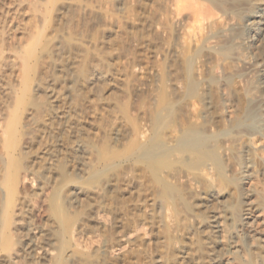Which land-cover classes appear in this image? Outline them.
<instances>
[{"label": "bare ground", "instance_id": "bare-ground-1", "mask_svg": "<svg viewBox=\"0 0 264 264\" xmlns=\"http://www.w3.org/2000/svg\"><path fill=\"white\" fill-rule=\"evenodd\" d=\"M70 1L66 0L61 3L71 9L73 4ZM129 1L137 3L146 10V15L144 13L142 16L145 29L147 27L148 31H154L157 37L160 35L165 42V44L161 42L162 45L155 49H158L159 52L172 50L171 61L165 64L168 65L165 74H161V71L156 68L159 65L155 66L152 63H148V65L146 62L145 66L138 68L135 64L132 66L133 74L135 71L143 74L142 78H139L141 75L139 76L135 72L141 80L136 81L137 83L134 82L135 84L132 83L135 85V92L142 94L137 96L140 99L135 106L134 113H129L125 103L113 100L112 103L110 102L111 104L107 102L111 108L108 107L105 112H103V106L98 105L103 109L100 112L98 110L100 107L91 106V108L93 107L91 113L88 115L82 113L86 114L83 120L88 123L90 128H86V125L85 128L79 125V122L82 123L78 117L83 108L81 103L97 104L105 99L102 96L104 95L103 89L101 95L100 86L102 85L103 88V85L113 84V81L110 82V70H113V66L116 64H112L110 69V64L97 48L96 43H99L97 41L99 36L96 34L100 30H96L98 31L95 34L96 37H89L86 41L92 48V54L89 53V55H92L94 61L90 63L88 58V63L85 64L82 59L75 58L74 53L73 57L71 56L76 44L70 37H67L69 35L65 36V32L60 33L58 39L55 37L54 39L57 40H53L51 47L42 53L46 54L48 58H51V54L55 53L58 62L54 64V67H60L59 73L56 74L57 69L54 73L43 71V76L45 73L47 74L41 78L47 81L46 85L44 84L47 107L44 109L41 105L40 108L44 109L46 114L51 113V115H53L54 109L59 110L61 115L60 124L58 123V127H56L62 129V133L61 130L59 131L62 137H58L51 144V139H47V134L50 135L54 132L50 133L49 130L46 133L45 125L41 128L37 125V134L39 131L40 140L37 137L39 141H36L35 151L34 148L32 149V144L37 135L36 125L34 132L31 129L32 132L27 133L26 131L22 134L23 130L20 133L18 129L24 112L27 114H25L27 121L22 119V123L26 122L31 126L36 124L35 109H27V106L31 98L30 95L36 94L43 86V81L37 79L39 76L36 80L31 81L32 66L28 59L25 60L27 62L23 67L22 94L8 84L9 87L5 93L7 99L0 102V264H116L114 263L116 260L113 261V258H118L117 253H114L115 257L111 258L112 262L108 258V250L115 249V246H119L116 247L118 250L138 248L140 226L137 229L134 227V223L139 224L147 216L149 218V220L146 219L147 226L149 225L151 228L150 230L148 227L153 236L150 235L152 238L145 242L153 248L152 253L156 251L159 253L158 258L152 257L156 262L161 263L165 258L169 261L171 259L172 264H264V251H262L263 255H260L262 253L259 254L258 247L257 251L250 249L246 232H241L238 234L239 236L236 234L237 231L240 232L244 228L236 229L234 219L237 217L242 221V212L245 209L242 208L241 212L239 209L241 214L237 212L238 204L235 210L237 216H235L233 204L221 199L224 188L220 187L221 181L214 163L207 159L204 161L200 159L202 156L208 155L211 148L208 138L220 134L219 127L225 125L226 118L221 113L224 108H220V99L216 97V94L219 96L216 91L218 88L216 87L215 90L211 84L214 82L212 76L214 71L212 74L211 72L214 67L217 68L221 64L223 70L231 74L232 69L234 71V67L237 66L236 63H239L237 60L247 56L245 55L247 48L249 51L250 48L253 49L251 57L254 56L253 66L255 65L257 69L253 73L254 77L250 76L251 73L248 75L255 80L253 79L254 82L252 80V84L251 81H248L249 85L243 80L241 82L240 79L243 78L241 75L242 78L239 77L240 85L238 82V86H235L231 83L232 75L226 74L225 78L231 82L227 81V87L225 86L227 92L224 94H226L230 106L237 113V118L229 120L228 123L226 121V124L230 128H235L241 120L246 118V115L248 116L244 108H239L242 100L244 103L246 102V105L254 102L253 110L259 112L254 121L255 128L246 125L247 127L236 129L233 138L240 140V144L242 141V144L244 143L249 148H255L254 145L259 142L258 148L252 152L258 155L262 161L264 159V0H251L253 7L250 9L247 8L249 3H245L244 0V3L236 2V0H97L98 4L87 8L89 10H86L85 5L83 6L89 12L86 15L90 14L88 23L94 27L103 22L100 25L103 28L99 35L100 33L102 35L112 33V28L115 26L116 29L113 28L116 31L114 38L121 36L120 33L125 32L124 28L127 27L121 24V18L118 19L114 16L113 12L124 13ZM102 4L106 6L102 8ZM79 7H81L80 4L75 7V10ZM82 10L81 7L79 12ZM62 13L64 14V11ZM69 16L71 15L62 17L65 21L64 25L71 21ZM123 16L125 22L131 24L130 27L137 26L138 18L132 17L131 14ZM126 25L128 26V24ZM154 35L148 34L147 39H143L146 46L154 44ZM112 37L108 39L114 41L116 38ZM135 37L130 39L131 42H134ZM139 38L138 43L140 42ZM130 44L132 46V43ZM133 44V46L136 45ZM82 45L81 48H84ZM131 46L130 48H132ZM75 50L77 49L75 48ZM84 50L85 48L83 53ZM77 52L79 53L78 50ZM29 53L31 54V51ZM154 53L150 52L152 55H155ZM117 54L119 56V53ZM53 58L55 59V57ZM248 58L245 59L248 60ZM46 63L50 64V62ZM145 69H149V72H145ZM115 70L118 71L119 68ZM217 70L215 69L216 73ZM220 71H218L220 75L217 74L221 77ZM137 75L134 74L132 77L135 76L136 79ZM248 75L246 76L248 77ZM114 77L116 76L114 75ZM153 77L157 82H160L156 87L153 82L151 85ZM247 77L246 80L249 79ZM123 79L125 80V78ZM221 83L224 82L221 81ZM199 86L204 90L203 96L199 90L198 99L196 98L189 104L190 112L184 114V118L178 125L167 132L160 133L159 130L167 122L173 106L186 98L196 97L198 89H201ZM105 94L108 95V92ZM200 97L201 99H199ZM81 98L86 101H81ZM106 99L109 100L108 97ZM85 109L87 110V108ZM234 110L232 109V111ZM247 111L249 112V110ZM51 115L49 114V116ZM108 115L111 119L105 118ZM49 121L52 122L51 119ZM102 121H107L104 123L107 124L106 127ZM108 122H111L112 127H107L110 125ZM105 139L108 143H104ZM217 140L216 146L213 145V147L222 154L225 162L231 161L232 151L234 152L235 148L230 146L232 140L229 141L222 136H219ZM238 143L239 141L236 142V145ZM236 145L234 142L233 146ZM249 148L247 153L251 151ZM34 153L38 156L31 159ZM236 153L238 155V151ZM158 154H171L174 161L177 162L165 164L158 171L150 163ZM182 156L185 163H180L179 159ZM190 157H194L196 162L193 167L187 164ZM37 160H39V165H37ZM41 160L43 162L40 164ZM233 160L234 162H230V164L234 167L237 162L234 157ZM46 161L47 163H45ZM67 163L71 166V170L63 172ZM235 166L237 167V165ZM260 167L262 168V166ZM244 171H239V173L241 172L239 177L242 179ZM261 173L264 174L263 169H261ZM24 181L34 183L35 190L28 193L22 192L20 187ZM172 191L174 196L171 199ZM124 207H130L128 210L133 211L129 213L132 218H127V221L134 222L133 227H128L127 224L126 227L121 226V224H125L122 222L125 218L123 216V219L121 216H117V220L114 218L115 221L112 220L114 222L110 226L102 224V221L99 222L98 218L101 213H105L106 216V213L121 210ZM33 211H36L35 215H33ZM110 215L112 214L110 213ZM242 224L245 226L249 223L245 221ZM140 225L143 226L142 223ZM141 233L142 236L144 233ZM76 235L90 236L92 241L97 238V240L94 239L95 246H91L90 243V245L81 244L78 241L79 237H75ZM150 236L147 237L150 238ZM253 244L255 245V243ZM168 251H171L172 254L166 257L163 252L168 254ZM138 252L133 254H138ZM148 253L150 255L151 252ZM175 253H181L179 260ZM133 254L131 253V255ZM135 258L137 255L133 259ZM139 258L137 260L141 263ZM137 260L136 262H138ZM150 262H144V264H151Z\"/></svg>", "mask_w": 264, "mask_h": 264}, {"label": "rangeland", "instance_id": "rangeland-1", "mask_svg": "<svg viewBox=\"0 0 264 264\" xmlns=\"http://www.w3.org/2000/svg\"><path fill=\"white\" fill-rule=\"evenodd\" d=\"M63 1H66V0H0V89H1L0 90V94H1L0 95V102H2L4 100L6 101L7 98H5L6 97V94L5 93L7 92V89L9 87V85L10 86H13L17 91H19V93H21V89H22V86L24 84L23 67L26 64L27 61H25V60H27V59H28L29 64L32 66V69H31V74L32 75H30L31 76V81L36 80L37 76L40 77V78L38 77L37 79H41L47 73H54V71L56 69L57 70L55 71V74L56 73H59L58 69L60 67H58V68H55L54 67V64L58 62L57 61V58H56L57 55L55 53H52L51 52L52 53L51 54V58H48L46 56V54L44 55L42 53H44L45 50H47V49H49L51 47L52 42H54L53 40H57L59 38V34L60 33L65 32L66 33L65 36L69 35L67 37H70V39L72 41H74L75 44H76V45L74 44L75 46L73 47L74 50H72L73 52H71L72 53L71 56L74 53L73 56H75V58L82 59L83 63H85V64L88 63L87 62L88 60H89V63L92 62V61H94V59H92L93 58L92 55L91 56L89 55V53L92 54V48L90 47V43L89 42H86V41H88L89 37L99 36V38L97 37V41H99V43L98 42L96 43L97 46H98L97 47L98 50L101 51V54L104 55V57L106 58V61L110 64V66H111L110 69L112 68V64L113 65L114 64L117 65V67H115V68H114V66H116V65L113 66V70L111 69L112 72L110 70V73H111L110 74L111 81H110V78L108 77L109 78V81L110 82L113 81L112 83L114 85L113 84H112L113 86L112 85H110V86L109 85L108 86H104L103 85V88L101 87L102 85L100 86L101 95H102V89H103V94L106 95V96L102 95L103 97H105V99H103L102 101L98 102L97 104L89 103V102H84V103L83 102L82 103L79 102V103H81V107H83L82 110H81L82 112L78 114L79 120H82V123L79 122V125L80 126H83L84 128H85V125H86V128H90V126L88 125V123H85V121L83 120L84 117L86 116V114L88 115L89 113H91L90 111H92L93 107L99 108L100 106H103V109L104 110L102 109V107H100L101 109L100 108L98 109L99 112H100V110H103V112H105L108 109V107H109V104L107 102H109V103L111 102L112 103L113 100L119 101L121 103H125L127 105V107H128L129 113H131V114L134 113L135 112V106H136V104L138 103V101L140 99V98H138L139 97L138 95H142V94H139V93L135 92V85H133L132 83H134V82L137 83L138 80H141L139 78H142L143 74H141V72H139V71H135V72H137V74L139 76L140 75L141 76L138 78V75L134 72V74L137 75V76H136V79H135V76H133L134 77L133 78L132 75H134V74L132 72V66H134V64H135L136 67L138 68L139 66L140 67L141 66H145L146 65V62H147V64L148 63L149 64L152 63V65H155V66L156 65H159V66H156V68L161 71V74L162 73L165 74V72L167 70V66H168V65H165V64L166 63L167 64L170 63L171 58H172L171 57L172 56V50H169L168 49V50H166V52L165 51L164 52H162V51L159 52L158 49H155L159 45L161 46L162 43L165 44V42L161 39V36L160 35L157 37V35H156V33L154 31L153 32L152 31H148L147 27L145 29V25L142 23V16H143L144 13L146 15L147 12H146L145 9H143V7L139 6L137 3H133L131 1H129L127 3V5H126V8H125L124 13L117 12V11H114L113 12V10H112V12L114 13V16H116L118 19L121 18V24L122 25L124 24L128 28V29L127 28H124L126 31L123 30L125 32L120 33L121 36L120 35L119 36L121 37V39H119L120 38L119 36H116L115 37L116 39H115L114 38V35H116V33H115L116 32L115 31L116 27L115 26L113 27L115 29L112 28V33H109V34L108 33H105L103 35L100 33V35H101L100 36L99 35V32L103 28L100 25H102L103 22L96 25L98 28L96 26L92 27L91 24L88 23V19H89L88 17L90 16V14L87 16L86 14H88L89 12L86 11V10H89L87 8H90V7L98 4L97 0H71L70 2H72V4H73L72 7H71V9L70 8L68 9L66 6H64L65 4L61 3ZM67 1H69V0H67ZM142 1H144V0H142ZM244 1H245V3L248 2L250 4L249 5L247 3L248 4L247 5V8L250 9V8L253 7V4L251 3V0H244ZM244 1L243 0L242 1L241 0L240 1H237L236 0V2H243V3H244ZM60 4H61V7L63 6L62 8L60 7ZM74 4H75V6H74ZM76 4L77 5L78 4L81 5V7L83 9L82 12H79V11H81V7H79L78 9L76 8V10H75V7L77 6ZM84 5L86 6V10L84 9L85 7H83ZM105 6H106L105 4H102V8H104ZM59 8H61V9H59ZM56 9H57L58 12L56 11ZM60 10L62 12L64 11V14ZM69 10H70V12H69ZM144 10H145V12H144ZM66 12L70 13V14H68V13L67 14L68 15H71V16H69L71 18V21L65 23V25H66V27H65V25H64V22L65 21H63V18L62 17H64V15L65 16H68L66 14ZM77 12L80 13V14H78ZM125 14H131L132 17L138 18L137 26L130 27L131 24H129V22H125V18L123 16ZM120 16H122V17H120ZM82 20L83 21L86 20L87 22L86 21L83 22ZM73 21H74L75 24L72 23ZM123 22H125L126 24H128L129 27L125 23H123ZM78 30H79V32H78ZM96 30H100V31L98 32ZM134 31L137 32V33H133ZM146 31H147V34H145ZM96 32H98V34H96ZM95 34H96V36H95ZM148 34L151 35V36H152V34H155L154 37H153V39L155 38L154 39V44H152L151 46H146V44H144L145 43L144 40L147 39ZM54 35H56V36H54ZM88 35H90V36H88ZM112 35H113V37H112ZM143 35H147V36H143ZM133 36H136L138 38L140 37L139 38L140 39V42L138 43V38L136 39V37L134 39V42L133 41L131 42L130 39H132ZM55 37L57 39H54ZM109 37H112L116 41L115 40L112 41L111 39H108ZM141 37H142V39H141ZM124 39H125L126 42H128V41L129 42L126 43L125 41H123ZM82 40L83 41L85 40V42H82ZM120 41H121V44H120ZM101 43H102L103 46L101 45ZM130 43H132V46H131ZM133 43H135L136 45L133 46L134 45ZM77 44H81V45L83 44L82 46H84V48H85L84 53H83V49L84 48L82 47L83 48L82 49L81 48V45H78L77 46ZM109 44H111V45H109ZM130 46L132 48H130ZM113 47H115V48H113ZM75 48L79 51L80 54L77 52V50H75ZM115 49H117V50H115ZM124 49H125V51H124ZM149 49H150V52L152 54H153V52H155L154 53L155 55L150 54ZM154 49H155V51H154ZM30 51H31V54L29 53ZM81 51H82V53H81ZM126 51H128L129 53L126 52ZM169 51H171V53H169ZM245 51L247 52V53L245 52L246 53L245 55H247V56H245L243 59H239V61L237 60V62H239V63L241 62L242 64L236 63L237 66L235 65L236 67H234V71L232 69V73L231 74L229 72H226L225 70H223V67H221V64L217 68L214 67V69L211 72V74L213 73V71H214V73H216L215 72V69L216 70L218 69L217 70V73L219 74L218 71H220V70H221L220 73H222L221 74V77L219 76L220 74L218 75L216 73L217 74V75L215 74L216 75V78H215V75L213 73L212 76L214 78V82H211V84L213 85V87H214L215 90H216V87L219 89V90L218 89L216 90V91H218V94H219V96L216 94V97H217V99H220L219 100L220 101V108L221 107L224 108L223 111L221 110V113L223 115H225L224 118L225 117L226 118H225V125L224 126H221L222 128L219 127V129H221L220 134L217 135V136H213L211 138H208L209 139V145L211 146V148L209 149L208 155L207 156H202L200 159L202 161H204V160L207 159V160H209V161H211V162L214 163V165L216 167V170H217V174L219 175V179L221 181L220 182L221 183V186L220 187H223L224 188V189H222L224 191V194L221 196V199L222 200H226L227 202L233 204V207H234V211L233 212H234V214L236 213V211L239 212V209H240V212H241V209L242 208L245 209L243 211L244 213L242 212V217H243V220L244 221L243 220L241 221V219L239 220L237 217L234 219V225H236V229L237 228L239 229L241 227L244 228L243 230H240V232L237 231L238 233L236 232V234L238 235L241 232H246V235L248 237V239L247 238L246 239H247V241H248V243H249V245L251 247L250 249L257 251V247H258L259 254H260V253H262V251H264V240H263L264 239V185H263L264 184V174L261 173V169L264 170V168H263V166H264V159L262 161V159H260V157L258 155H256L254 152H252L256 148H258L259 142L256 143L257 145L256 144L254 145V146H256L255 148H253V147H250L249 148L244 143L242 144V141H241V144H240V140H235L233 138V136L235 134L234 131L236 129H241L244 126L247 127L246 125H249L251 128H255L254 121L257 119L259 112L257 110H253V107H254L253 105H255L254 102H252L253 104L251 103L250 105L247 104L248 105L247 106L246 105V102L244 103V101L242 100L240 102L241 103L240 104L241 106H239V108L240 107L244 108V110H245L246 114H248V116L246 115V118L244 120H241L239 122V124L236 125L235 128H230L226 124V121L228 123L229 120L232 121L233 118H235V117L237 118L236 111L234 110L233 107L230 106V104L228 103L227 98L225 96L226 94H224V92H227V88H226L227 86H226V84L228 83L227 81H229V80H227L225 78L226 77V74L232 75L231 76L232 82H231V80L229 82H231L232 85L235 84V86H238V84L240 85V80H241V82L243 80L244 82H246L248 84L250 83L248 81H251V84H252L254 82V80H255V78H253L254 80L252 79V77L255 76V75H253V73L257 69V67L255 65L253 66L254 61H255V58H254V56L251 57L253 55L252 54L253 49L250 48V51H249V48H247V49H245ZM248 51L251 52V53H249ZM156 52H158V53L156 54ZM77 53L79 54V56H77L78 55ZM115 53H116V55H115ZM117 53H119V56H118ZM28 54L31 55V56L29 57ZM120 54H122V55L120 56ZM43 56H45V57H43ZM89 56L91 57V59H90ZM248 56H250L252 59L250 57L248 58ZM46 57H47V59H46ZM53 57H55V59ZM87 58H88V60H87ZM245 58H248V60L245 59ZM45 59L48 60V61H46ZM58 60H59V58H58ZM45 61L46 62H50V64L49 63L47 64ZM247 61H249V62H247ZM249 63H250L251 66L249 65ZM240 65L242 66V68H241ZM219 67H221L220 70H219ZM44 68H45V70H42ZM117 68H119L118 71L115 70ZM244 68H246V69H244ZM50 69H51V71H50ZM15 71L17 72V74H16ZM43 71H46L47 72V73H45L44 76H43V74H44ZM14 72H15V74H14ZM41 72H42V74H41ZM145 72H149V69H145ZM233 73H234V75H233ZM250 73H251V75H250ZM10 74H12V75H10ZM245 74L246 75L249 74L252 77L250 78L249 75L247 77ZM17 75H19V76H17ZM114 75L116 77H114ZM241 75L243 76V78H242ZM239 77L242 78V79H240ZM246 77H247V79L249 78L251 80H249V79L246 80ZM123 78H125V80ZM234 78L236 79V81H235ZM115 79H117V80H115ZM41 80L43 81L42 88H40V90L37 91L38 94L36 92L37 95L35 93L30 95V97L31 98H34V99L32 100L30 98L29 99V104L27 106V109L28 108L35 109V111H34L35 112L34 118H35V120L37 122H36V124H34L32 126L26 124V122H23L22 123V119H24V121H27V117H25L27 114L24 112V114L22 115V118H21V122H20V124L18 126V129H19L20 133H22V130H23V133L22 134H24L26 131H27V133L28 132H32L37 127V125H38L39 128L44 127L43 125H45L44 129L46 130V133H48L49 130H50V133L54 132V133L50 134L52 137L49 135V133L47 134V139L48 140L51 139L50 140V144H51V142H54V140L58 139V137H60V136L62 137V135L59 134L60 132L61 133L63 132L62 129H58L57 128L58 127V123L60 122L59 120H60L61 115H60L59 110H55V109L52 111V114L54 116L51 115V113H47L48 115L46 114V112H45L44 109H45V107H47L46 106L47 105V98H45V94H46L45 90L46 89L44 87H45L47 81H45L43 79H41ZM252 80H253V82H252ZM221 81L224 82V83H221ZM159 83L160 82H157V80L154 77L152 78L151 85L153 84L154 87H156L157 85H159ZM216 83H219L220 86L219 85H216ZM221 84H224V85H221ZM248 84H247V86H248ZM131 85H132V87H131ZM56 86L58 87V85H56ZM222 86H224V87H222ZM145 87L147 88V86H145ZM200 87L201 86H199V88ZM131 89H134V90L132 91ZM202 89H203L202 87H201V89H198L197 94H196V97L186 98L184 101L182 100L181 102H179L178 104L176 103L173 106V109H172V111L170 113L171 115H169V118H168L167 122L159 130L160 133L167 132L172 127H174L175 125H178L179 124V122L184 118V114L185 113L188 114V112H190V108L191 107H189L190 106L189 104H191V101H193V100L195 101L196 98L198 99V97L200 96V94H201V96H203L204 90H202ZM199 90L201 91L200 94H199ZM219 91H220V93H219ZM107 92H108V95L109 96L107 94H105ZM134 93H136V94H134ZM32 95H35V96L32 97ZM106 97H108L109 100H107ZM223 97H225L226 99H224ZM199 99H201V97ZM31 100H32V103H31ZM80 100L81 101H86V100H84V98H81ZM45 103H46V105H45ZM87 103H88V105H87ZM2 104H4V103H2ZM41 105H42V107H44V109L40 108ZM98 105H100V106L98 107ZM91 106H93V107L91 108ZM39 108L41 110H43L42 111L43 113L41 112V110ZM85 108H87V110ZM110 108L111 107H109V109ZM232 109L234 111H232ZM247 110H249V112ZM9 111H10V108H9ZM26 112L28 113V110H26ZM82 113H86V114L84 115ZM37 114H39V115L37 116ZM49 114L51 116H49ZM57 115L58 116L60 115V116L58 117ZM79 115L82 116V117L80 118ZM45 116H47V117H45ZM105 118L106 119H111V117L109 115L106 116ZM48 119L49 120L51 119L52 122H50ZM61 121H62V119H61ZM83 121H84V123H83ZM106 122H103L102 121V123H103V125L105 127H106L107 124H104V123H106ZM109 123H110V125H109ZM35 125H36V127H35ZM108 125L109 126H107V127H109V128L112 127L111 122H108ZM38 127L36 128V134H37ZM250 127H249V129H250ZM53 128H56L57 130H55ZM31 129H32V131H31ZM39 134H40V132L38 131V134H37L38 136L36 135L35 142H33V144H32L33 145L32 146V149L34 148V146H37L36 145L37 144L36 141H39L40 140V135ZM53 136H54V138H53ZM219 136H222V137L228 139L229 141L232 140L230 142V146L232 145L231 148L232 147L233 148L234 147L235 148L238 147L237 149L234 148V152L236 153L238 151V155H237V153H236V155H234L235 153L232 151V153H233L232 155L235 158V161L237 162V164H235L236 162L234 164L237 165V167L234 165V167H235L234 168L233 166H231L232 164H230V162L231 163L234 162L233 157H232L231 161L228 160L229 162H225L224 157L222 156V154H220V152L217 151L215 149V147H213V145L216 146L217 141H218L217 139L219 138ZM37 137L39 138V140H37L38 139ZM237 141H239V143L236 145V142ZM234 142H235V145L236 146H233L234 145ZM104 143H108V141H106V139H105ZM243 146H244V148H243ZM249 146H251V145H249ZM35 148L33 149L34 151H35ZM248 148L251 150V151H249L250 154H249V152L248 153L246 152V151H248ZM251 148H253V149H251ZM245 149H247V150H245ZM36 155L37 154L34 153V156H32L31 159L37 158ZM33 157H35V158H33ZM179 160H180V163L181 162L182 163L183 162L185 163V161L183 160V156ZM194 160H195L194 157H190L188 159V161H187L188 166L193 167V165L196 163ZM36 162H37V165H39V160H37ZM36 162H35V164H36ZM42 162H43V160L40 161V164ZM175 162H177V161H174V158H173V156L171 154H158L157 156H155L150 161L151 165H153V167L157 168L158 171L165 164H172V163H175ZM45 163H47V161ZM45 163H43V164H45ZM226 163L230 164L229 165L230 167L227 166ZM260 166H262V168ZM69 169L71 170V166L67 163L64 166V171L63 172H65V171L70 172ZM242 170H245L244 173H242L243 174V179L239 177L241 175V172L239 173V171H242ZM24 182H25V184H24ZM24 182H23V185H21V187H20V190L22 192L28 193V192H32V190L33 191L35 190V184L34 183L31 184L30 181H24ZM228 191H229V193H228ZM229 194H231V195H229ZM173 196H174V192L172 191V193H171V199L173 198ZM227 196H229L228 197L229 199L226 198ZM245 202H247L249 204H247ZM238 204H239V207H238ZM237 207H238V209H237ZM128 208L130 209V207H128ZM128 208L127 207L126 208L124 207L121 210L111 211L110 213L112 215H110L109 212L106 213V216H105V213H101V216L98 218V219H100V221L99 220L98 221L100 223L102 221V224L104 223V224H106V225L108 224V226H110L112 222H114L115 220H117V216H119V217L121 216V218L123 216V218L125 217L124 219L122 218L123 220L121 218H119V219L122 220L123 223H125L124 225L121 224V226L122 227H124V226L126 227V224H127L128 227L129 226L130 227H133V223L134 222L132 220H130V221L128 220L127 221V218H129V219L132 218V215L130 216L129 213H132L133 212L132 210H128ZM32 213H33V215H35L36 214V211H33ZM235 216H237V215L235 214ZM114 218H115V220H114ZM146 219L149 220L148 216H147ZM146 219H144L145 222H144V220H142L141 222H139V224L136 223L138 225H136L134 223V227L135 228L138 229L139 228L138 226H140V228H139L140 231H138V234L140 235V238L138 240L139 247L136 248V249L134 248V250L133 249H130V248L129 249L122 248V249H119L118 250V248H116V247H119V246H115L114 247L115 249H109L108 250L109 253L107 251V253L109 254V256H108V254H107V256H108V258H110L111 261H112L111 258L115 257V254L117 253L116 256H118V258L117 257L113 258V261L116 260L114 262L116 264L117 263L118 264H122V263L123 264H126V263H129V264H134V263L135 264L136 263L142 264V262L144 264V262H150V261H151L150 262L151 264H159L160 263V262H156V260L154 258H153L154 260L152 259V257L158 258L157 256H158L159 253L157 251L154 252V253H152L151 250H153V248L150 247V245H147L148 240H150L153 235H152V233H150L151 228L149 227V225L147 226L148 221ZM107 220H109V221H107ZM112 220H114V221H112ZM124 220H126V221H124ZM245 221H248L249 224L244 226L242 224V222H245ZM141 223L143 224V226L140 225ZM148 227L150 228V230H149ZM141 232L144 233L142 235L143 237L141 236V234H142ZM146 232L149 233V234H147ZM146 235L148 237L150 235H152V236H150V238H148ZM75 237H79L78 241L81 244H83V245H90L91 244V246H95L93 243L96 244V242H94V241L97 240V238H94L95 240L93 239V241H92V239H91L92 237H90V236L87 237V235H86V237L84 235H82V236H77L76 235ZM80 237H82V238H80ZM141 239L142 240L145 239V240L142 241ZM86 240H87V243L88 244L86 243ZM88 240H90V241L88 242ZM71 241H73V240L71 239ZM145 241H147V242H145ZM253 243H255V245ZM251 244H253V245H251ZM262 245H263V247H261ZM143 248L146 249V250H144ZM148 248L150 249V251H149ZM262 248H263V250H262ZM116 250H118V251H116ZM110 251H111V253H110ZM138 251L141 252V253L139 254ZM137 252H138V254H135V255L133 254V253H137ZM148 252H151L152 254L150 253V255H149ZM164 252H163V254H165L166 257H169V255L172 254L171 251H168L167 252L168 254H166ZM131 253L133 255H131ZM263 253L260 254V255H263ZM129 254L131 255V257H130ZM175 254H176V256H178L177 259L179 260V257L181 256V253H178V254L175 253ZM136 255H137V258L140 257L139 260H140L141 263H139V261L137 260V258H135V259L138 262H136V260L133 259L134 257H136ZM140 255H144V256H140ZM165 255L163 256V258L165 257ZM141 257H143V258H141ZM131 260H134V261L131 262ZM148 260H150V261H148ZM164 260H162L164 263L161 261L160 264H165L166 261H167L166 264H172L173 263V261L171 259L169 261V259L166 260L164 258ZM263 260H264V258H263ZM154 262H156V263H154Z\"/></svg>", "mask_w": 264, "mask_h": 264}]
</instances>
